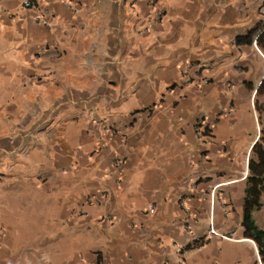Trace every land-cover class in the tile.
<instances>
[{
  "label": "crops",
  "instance_id": "obj_1",
  "mask_svg": "<svg viewBox=\"0 0 264 264\" xmlns=\"http://www.w3.org/2000/svg\"><path fill=\"white\" fill-rule=\"evenodd\" d=\"M31 1L0 0V264H263L264 0Z\"/></svg>",
  "mask_w": 264,
  "mask_h": 264
},
{
  "label": "trees",
  "instance_id": "obj_2",
  "mask_svg": "<svg viewBox=\"0 0 264 264\" xmlns=\"http://www.w3.org/2000/svg\"><path fill=\"white\" fill-rule=\"evenodd\" d=\"M255 39L264 53V27L245 36H237L236 43L253 44ZM256 94V107L260 113L259 119L262 126L261 129L259 126L260 135L253 145L249 159L250 172L247 176L242 225L245 236L255 240L260 254L264 258V229L257 223L254 216L255 211L261 209L263 205L262 196L264 193V76Z\"/></svg>",
  "mask_w": 264,
  "mask_h": 264
},
{
  "label": "rangeland",
  "instance_id": "obj_3",
  "mask_svg": "<svg viewBox=\"0 0 264 264\" xmlns=\"http://www.w3.org/2000/svg\"><path fill=\"white\" fill-rule=\"evenodd\" d=\"M262 98V97H261ZM259 126H260V129H261V124L259 122ZM262 199H263V206L261 207V209L257 212V217H256V221L257 223L264 229V193H263V196H262ZM261 258H262V261H263V264H264V258L263 256L261 255Z\"/></svg>",
  "mask_w": 264,
  "mask_h": 264
},
{
  "label": "built area",
  "instance_id": "obj_4",
  "mask_svg": "<svg viewBox=\"0 0 264 264\" xmlns=\"http://www.w3.org/2000/svg\"><path fill=\"white\" fill-rule=\"evenodd\" d=\"M33 3L31 0H24V5L25 6H31ZM202 125V124H200ZM202 127V126H201ZM147 211L150 213H155L156 212V208L153 204H149L147 207ZM211 231L215 232L214 226H212L211 224Z\"/></svg>",
  "mask_w": 264,
  "mask_h": 264
}]
</instances>
